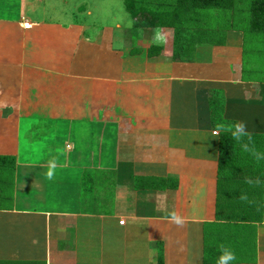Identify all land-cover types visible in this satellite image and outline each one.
<instances>
[{
    "label": "crops",
    "instance_id": "crops-1",
    "mask_svg": "<svg viewBox=\"0 0 264 264\" xmlns=\"http://www.w3.org/2000/svg\"><path fill=\"white\" fill-rule=\"evenodd\" d=\"M66 1L0 0V264H264V29L234 12L175 61L169 28ZM212 93L235 124L223 155Z\"/></svg>",
    "mask_w": 264,
    "mask_h": 264
},
{
    "label": "trees",
    "instance_id": "trees-1",
    "mask_svg": "<svg viewBox=\"0 0 264 264\" xmlns=\"http://www.w3.org/2000/svg\"><path fill=\"white\" fill-rule=\"evenodd\" d=\"M250 2L252 14V27L254 31L264 29V0H247ZM239 0H124L125 10L130 17L142 28H169L173 31V60L189 59L192 54V46L198 42H213L219 30H223L228 16L239 13ZM213 12V16L209 15ZM207 14L210 16L208 17ZM194 20L202 21L200 28L194 27ZM209 20V21H208ZM214 21L215 25L209 24ZM194 28V29H193ZM155 49L157 53L161 48ZM151 55V53H150ZM212 93L209 100L210 122L214 129L220 131L222 143L220 152L223 155L224 139L230 137L227 131L235 128V124L223 118L224 101L216 98ZM82 200L94 198L92 192V179L88 173L84 176ZM161 183L165 180H158ZM158 187V188H159ZM161 263V251H158Z\"/></svg>",
    "mask_w": 264,
    "mask_h": 264
},
{
    "label": "rangeland",
    "instance_id": "rangeland-1",
    "mask_svg": "<svg viewBox=\"0 0 264 264\" xmlns=\"http://www.w3.org/2000/svg\"><path fill=\"white\" fill-rule=\"evenodd\" d=\"M67 3L68 0L66 1ZM76 2L78 4H76ZM238 8L241 10L239 14H242L243 10H248L250 11V2L248 3L247 0H239L238 2ZM70 4V3H69ZM72 6L71 11H75L77 7L81 9V11H91L90 17H87L85 12L81 13L80 16L84 18V20L87 21V23L90 22H95L96 24H100L101 26L113 28L114 25L119 23L122 27L123 30L125 29H131V25L133 24V21L128 14V12L125 10V5H124V0H75ZM69 6V5H68ZM211 16H213V12H210ZM208 14L207 16L210 17ZM209 21V20H208ZM211 25H215L214 21L209 22ZM129 32V31H128ZM212 41H217L215 39H212ZM251 48V45H250ZM255 50V47H253V50L250 49L248 51V61H250V65L248 69V78H255V79H264V55L263 56H258L255 53H252ZM256 69V71L254 70ZM41 136V134H38ZM43 149V148H42ZM8 187L12 189V183L10 181H7ZM4 184V183H3ZM9 190L3 192V198L5 196H9L11 194ZM52 196L56 197V200L59 202L60 200H64L61 198V196H64L63 192L56 191V193L51 194ZM5 202V200L1 199L0 204ZM8 205V202L5 204ZM58 207V206H57Z\"/></svg>",
    "mask_w": 264,
    "mask_h": 264
},
{
    "label": "clouds",
    "instance_id": "clouds-1",
    "mask_svg": "<svg viewBox=\"0 0 264 264\" xmlns=\"http://www.w3.org/2000/svg\"><path fill=\"white\" fill-rule=\"evenodd\" d=\"M237 133L244 134L242 124L236 125V132H234L233 135L236 136ZM48 176H49V178H51L52 173L49 172ZM173 219L175 220L176 223H178V224L180 223L179 218L173 216ZM236 258H237L236 255L234 254V252L231 249L224 248L222 250V254L218 257L217 264H230V262L236 260Z\"/></svg>",
    "mask_w": 264,
    "mask_h": 264
},
{
    "label": "built area",
    "instance_id": "built-area-1",
    "mask_svg": "<svg viewBox=\"0 0 264 264\" xmlns=\"http://www.w3.org/2000/svg\"><path fill=\"white\" fill-rule=\"evenodd\" d=\"M30 26L28 23L24 24V29H28Z\"/></svg>",
    "mask_w": 264,
    "mask_h": 264
}]
</instances>
